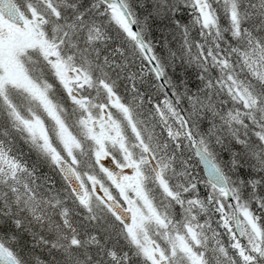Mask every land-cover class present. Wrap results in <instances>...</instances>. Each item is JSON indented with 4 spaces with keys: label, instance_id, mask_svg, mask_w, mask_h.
<instances>
[{
    "label": "snow or ice",
    "instance_id": "obj_1",
    "mask_svg": "<svg viewBox=\"0 0 264 264\" xmlns=\"http://www.w3.org/2000/svg\"><path fill=\"white\" fill-rule=\"evenodd\" d=\"M0 264H264V0H0Z\"/></svg>",
    "mask_w": 264,
    "mask_h": 264
}]
</instances>
